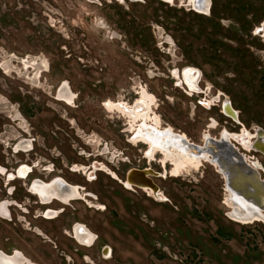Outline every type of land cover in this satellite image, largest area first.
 Listing matches in <instances>:
<instances>
[{"label":"rangeland","instance_id":"obj_1","mask_svg":"<svg viewBox=\"0 0 264 264\" xmlns=\"http://www.w3.org/2000/svg\"><path fill=\"white\" fill-rule=\"evenodd\" d=\"M94 1L96 4L86 0H0V66L3 62L9 65L7 75L0 69L1 136L7 125L10 135L20 122H11L8 116L12 113L6 106L13 103L17 108V102H21L34 112L26 125L36 140L35 151L29 158L19 156L13 162L29 160L41 165L56 162L57 175L85 185L94 198H87L91 208L84 202H75L57 221L35 225L78 264L86 263L61 244L65 239L60 235L75 220L82 221L99 236L95 248L82 250L94 264H264V222L246 224L228 216L231 208L226 203L224 177L208 162H203L204 168L203 163L198 168H175L179 174L172 173L180 178H157L162 200L139 189L125 188L101 172H97V180L88 182L71 171L74 162L90 165L92 160H98L123 179L125 168L121 160L131 162L126 163L127 169L145 166L140 152L144 148L137 150L126 142L124 121L116 116L108 118L101 107L102 100L117 96L119 87L125 89L123 95L131 100L134 96L130 88L135 83L148 84L156 94L160 105L157 112L165 124L186 132L197 143L206 123L202 118L206 112L199 109L192 116L188 99L177 94L164 77L172 66L189 62L202 67L209 62L200 50L209 23L176 13L171 17L174 20H167V10L159 12L163 7L154 3L147 6L127 2L125 8H106L98 4L101 0ZM250 1L259 11L264 7L259 0ZM106 17L111 20L110 29L104 21ZM261 17L257 15L254 19ZM132 19L139 26L152 25L153 34L147 31L139 39L135 29L128 26L120 30L126 36L123 40H111V32H117ZM187 19L194 26V34L171 25L175 20L182 23ZM165 25L169 31L163 30ZM165 32L178 39L176 45L180 46L163 47ZM243 34L241 39L246 41L247 33ZM219 35L225 34L220 31ZM248 43L264 49L258 40ZM223 55L227 68L215 74L205 66L211 82L226 92L250 130L264 128V76L258 69L264 67L261 63L264 57L252 63L251 55L235 67L238 60L228 62L233 54L224 51ZM28 56L42 57L50 64V73L35 83L37 87L28 84L29 74L21 63ZM106 66L109 68L105 69ZM148 75L156 78L150 80ZM63 80L81 94L77 101L81 108H69L55 101V87ZM129 121L132 127L130 118ZM237 130L233 126V131ZM90 136L108 144L110 154L122 150L127 157L123 158L119 152L115 161H109V153L98 156L102 146L91 144ZM259 158L264 163V158ZM154 167L160 170L159 166ZM2 190L0 180V197L4 195ZM19 194L22 199V192ZM12 228L15 238L10 241L8 227L0 220L1 249L10 252L19 248L38 264H65L63 255L52 243L43 242L34 234L28 236L20 225ZM105 245L112 249L111 257L106 259L100 255Z\"/></svg>","mask_w":264,"mask_h":264},{"label":"flooded vegetation","instance_id":"obj_2","mask_svg":"<svg viewBox=\"0 0 264 264\" xmlns=\"http://www.w3.org/2000/svg\"><path fill=\"white\" fill-rule=\"evenodd\" d=\"M86 1L91 4H96L94 0ZM234 1L236 5H233ZM127 2L132 4H144L147 6L154 3L157 4V6H162L164 10L161 8L158 11L165 12L166 9L168 13L165 18L167 20H174V18L171 17H174L172 15L176 13L182 14V16L186 18L191 17L209 23L208 31L202 35L204 44L200 47V50L204 58L209 60V62H206L205 66L213 69V73L215 74H217L216 71L227 68L224 65L226 62L224 61V51L233 54L231 61L228 62L233 64L234 60L239 61L236 63L235 67H237L238 64L241 66L242 62L247 61L251 55H253V57L251 56L252 63H255V61H253L254 59L258 60L264 57V49L254 47L252 44L248 43L249 41L253 42L254 40H258L264 46V7L259 11L250 0H244V2L243 0H101L98 4H101V6L105 5L106 8H114L117 6L125 8ZM259 2L264 5V0H259ZM257 15L263 18L261 17L260 20L254 19V16ZM153 16L155 17V15ZM104 21H106L110 29V18L106 17ZM135 21L137 20L132 19L117 32H111V40L119 42L123 40V37L126 36L121 35L120 30L124 31L128 26L135 29L139 39L143 38L147 31L153 34L152 25L143 27L139 26ZM238 22L239 24H237ZM171 25L184 33L191 32V34H194V26L189 23V19H187V21L184 20L182 23L175 20V23ZM162 28L165 31H169L166 25L165 28L164 26ZM220 31L225 35H219ZM243 31L247 33L246 37L248 39L246 41L241 39V37L244 36ZM237 32H240V34L238 35ZM162 40V46L165 44L168 46H180L176 45L178 39H175L168 32H165V37H162ZM155 45L160 49L159 45ZM104 56L108 58V56ZM208 56L209 58H207ZM136 62L138 67H140L141 63L137 60ZM21 63L23 64V69L26 71L25 73L29 74V78H27L29 79L28 84L34 87H37L35 83L41 81L44 74L50 73V64L42 57L28 56L22 58ZM261 63L264 64L263 61H261ZM205 66H194L189 62L178 67L172 66V68L168 69V73L164 77L169 85H172L177 94L183 95L188 99L187 102L189 103L192 116H196L199 109L206 112L207 115L202 117L206 123L204 124L205 128L201 133L199 143L195 142L186 132L177 130L169 124H165L162 116L157 112L160 105L158 104L155 92L152 91L146 83H135V85L130 88V92L134 98L131 100L127 99L123 95L125 89L119 87L116 89L117 96L115 98L108 97L102 100L101 107L108 118L109 116H116L124 121V132L128 134L126 142L137 150L144 148V150L140 152L142 153V159L145 161V166L127 169L126 163L131 164V162L121 160L125 168V176H123V179L119 177L120 174L117 171L111 170L105 163L98 160H92L90 165L74 162L70 166L71 171L81 175L88 182H93L94 179L97 180L96 174L97 172H101L111 176L125 188L130 190L139 189L148 194L149 197H154V195L152 196L148 193V191L152 189L151 187H140L131 184L129 183V178L133 174L139 175L138 179L140 183H143V185L154 184L159 190L160 188L156 183L157 178H180L181 176H175L172 173L175 171L172 161H167V163L163 165L161 160L163 153L156 151L158 147H161L167 150H174L173 148H175L179 150L178 152L182 154V157L188 156L190 159L201 161L200 167L207 158L217 164L218 162H224L226 165L234 163L237 164L235 166L236 172L244 171L250 176L251 173H255L258 175L260 181H264V163L261 162L259 158H264V154L255 148L259 142L264 143V128L258 126L250 130L242 122L240 112L234 107L233 101L228 97L225 91L214 86L210 80L211 75H208ZM107 68L109 67L106 66L105 69ZM0 69L7 75L9 72L8 63L3 62ZM258 69L262 70V76H264V67L259 66ZM14 74L18 76V73L14 72ZM148 77L150 80L156 78L155 75H148ZM54 94L55 101L69 108H81V105L77 104L81 94L75 92L68 81H61L59 85L55 87ZM17 103L19 104L17 108L13 103L8 107L3 103L6 109H9L11 111L10 113H12V115L8 116L11 122H20L16 123L17 130L12 131V134L9 135L10 130L8 125L5 127L3 136L0 134V180L3 188L2 193H4V195L0 197V220L8 227L7 234L10 236V241H13L15 238V230L12 226L20 225L22 231L26 232L28 236H33L32 234H34L36 238H41L43 242L46 240V242L52 243L54 248L63 255L65 264H70L72 261L73 264H78L66 250L60 248L58 243L53 242L50 237L45 235L43 230L35 224L57 221L67 212V208L72 207V204L75 202H84L90 207L92 203L90 202L89 204L87 198H93L92 194L88 192L85 185L70 182L64 177L57 175L59 167H57L56 162L52 161L50 165H41L40 162H29V160L13 162V159L19 156L29 158L36 148V140L33 138V135L26 125V123H28L27 119H32L34 117V112H32V108H28L23 103ZM122 106L130 109L135 115L142 112L146 116V120L141 122L142 128L139 127L140 130L138 128L133 129L129 117L125 116L117 109ZM148 114L149 117L153 119L159 116L162 122L161 126L152 121H150V123L147 119ZM233 126L238 127V130L233 131ZM247 133L254 136V138L250 139L252 150L244 148L245 146L242 144L244 142L241 143V141H239L244 138V135L245 138H247ZM142 136H145L151 144L144 143V141L142 142ZM89 138L91 144L102 146V153L98 156L101 157L109 153V161H115L116 154L119 152L122 154L123 158L127 157L122 150L110 154L108 144H102L93 136ZM182 141L183 143L185 142L186 144L192 145L193 149L199 150V155L197 156L195 153H192L189 148L183 147V145H181ZM183 152L188 153V155ZM189 154L192 155V157L199 158H191ZM206 156L207 158H205ZM58 158H60V156ZM163 159L165 158L163 157ZM205 163H203V168ZM210 164L214 166V164ZM154 165L159 166L160 170H157ZM243 165L251 169V172L244 170ZM219 167L221 169L220 165ZM217 172L222 176L224 175L218 168ZM142 174L145 175V178ZM223 177H225V175ZM223 179L225 188H227V180L226 178ZM17 183L20 184L19 187L16 185ZM19 192H22V199L18 198L20 196ZM236 197L237 195L234 200H236ZM9 227L11 228L9 229ZM60 235L65 239L61 241V244L65 245L67 250L80 256L84 263L94 264L92 258L82 251L95 248L99 240V236L93 232L88 225L82 221L75 220L70 224L69 229L64 228ZM67 243H70L72 247H69ZM0 253V259L4 262H10L9 264H38L19 248H14L10 252L0 248ZM111 254V247L107 245L102 247L100 253L102 258L106 259L111 257ZM13 260H15L16 263H14Z\"/></svg>","mask_w":264,"mask_h":264},{"label":"bare ground","instance_id":"obj_3","mask_svg":"<svg viewBox=\"0 0 264 264\" xmlns=\"http://www.w3.org/2000/svg\"><path fill=\"white\" fill-rule=\"evenodd\" d=\"M191 1V0H190ZM150 95V94H149ZM152 100V99H151ZM147 101V100H146ZM148 103V102H147ZM152 103V102H151ZM120 106V105H119ZM149 106V105H148ZM121 113H123L125 116H128L131 121H132V128L133 129H139L142 128L141 126V122L146 120V116L142 113H137L136 115L128 108L125 107H118L117 108ZM147 109V108H146ZM145 111V110H144ZM147 111V110H146ZM136 112V111H135ZM155 118V117H154ZM147 119L150 121H152L153 123H157V125L161 126V120L158 116H156V119H153L151 117H149V114L147 115ZM155 120V121H154ZM151 123V122H150ZM144 129V128H143ZM140 130V129H139ZM246 132V131H245ZM244 132V133H245ZM144 133V132H143ZM243 137V136H242ZM247 138H242L241 143H242L248 150H252L251 149V141L250 139L254 138L253 135H250L249 133H247L246 135ZM251 137V138H250ZM148 138V137H147ZM141 139V138H140ZM139 139V140H140ZM236 139V138H235ZM144 141V143H150V141H148L146 139L145 136H142V142ZM151 144V143H150ZM158 147V146H157ZM174 150H167L166 148H161L158 147V150H156L157 152H162L163 153V157L165 159L162 160L163 165H165L167 163V161H172L174 167L178 170V169H183V168H198L200 167V162L199 160H193L190 159L188 156L182 157V154L179 153L177 149L173 148ZM182 152V151H181ZM185 153V152H183ZM188 155V153H185ZM190 155V154H189ZM191 158H199V157H192V155H190ZM207 158V156L205 157ZM203 162V161H202ZM205 162H210L212 164H214V166H216V168L219 169V171L223 174V172L221 171L219 165L217 163H214L212 160L210 161L208 158L205 160ZM175 175L178 174V172L175 170L173 172ZM224 176V175H223ZM225 178V177H224ZM79 188V187H78ZM149 189V188H147ZM150 193H152V196L154 195L155 198L157 199H164V197L161 196L160 194V190L158 191V193L156 194L152 189L149 190ZM227 191V198H226V203L227 205L231 208V212L229 213V217L232 219H235L237 221L240 222H244V223H254V222H258V221H262L264 222V211H260L258 209H255L253 207H251L250 205H247L246 202L241 199L240 197L238 198V202L236 200H234L236 194L235 192H233V190H229L228 188H226ZM78 192V191H77ZM81 197V196H80ZM243 205V206H242ZM252 205V204H251ZM86 229V228H85ZM89 231V230H88ZM84 241V240H83ZM87 246V245H86ZM1 254V253H0ZM11 259V258H9ZM14 263H16L15 260H13ZM10 262L6 261L4 262L3 260L0 259V264H9Z\"/></svg>","mask_w":264,"mask_h":264},{"label":"water","instance_id":"obj_4","mask_svg":"<svg viewBox=\"0 0 264 264\" xmlns=\"http://www.w3.org/2000/svg\"><path fill=\"white\" fill-rule=\"evenodd\" d=\"M181 143L183 147L189 148L192 153H195L197 156L199 155V150L195 148L193 149L192 145L186 144L185 142L183 143V141ZM260 143L261 142H259L255 148L264 154V143ZM218 164L221 166V171L224 173L227 180V188L236 192V201L238 202V198L240 197L246 202L247 205H250L251 207L260 211H264V181H260L258 175L255 173H251L250 176L244 171L236 172L235 166L237 164L229 163V165H226L224 162H218ZM244 166L245 165H243L244 170L251 172V169ZM138 176L139 175L135 174L131 175L129 178V183L138 185L140 187H151L156 194L158 193L159 189L156 185L150 183H148L150 185H143V183H140ZM142 176L145 178L144 174H142Z\"/></svg>","mask_w":264,"mask_h":264}]
</instances>
